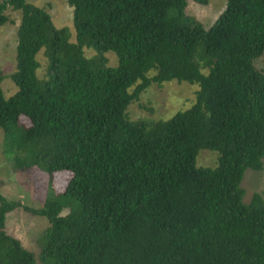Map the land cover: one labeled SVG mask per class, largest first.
Here are the masks:
<instances>
[{
	"label": "trees",
	"instance_id": "16d2710c",
	"mask_svg": "<svg viewBox=\"0 0 264 264\" xmlns=\"http://www.w3.org/2000/svg\"><path fill=\"white\" fill-rule=\"evenodd\" d=\"M188 1L209 2L67 0L71 41L45 7L0 0V27L8 8L19 12L17 90L0 86L2 152L13 171L34 170L42 199L0 195V264H264V198L245 203L240 186L246 169L263 168L264 0H227L209 28ZM170 80L198 84L189 108L151 124L127 117L147 87ZM200 149L218 153L215 167L196 166ZM63 170L65 189L42 195ZM18 207L49 223L38 262L6 230Z\"/></svg>",
	"mask_w": 264,
	"mask_h": 264
},
{
	"label": "rangeland",
	"instance_id": "374dc122",
	"mask_svg": "<svg viewBox=\"0 0 264 264\" xmlns=\"http://www.w3.org/2000/svg\"><path fill=\"white\" fill-rule=\"evenodd\" d=\"M37 6H43L51 15L53 24L56 27L67 26L70 28V40H75V33L72 25L73 8L67 0H27ZM227 0H209L205 5L188 1L186 14L195 17L205 28H209L224 10ZM6 14L9 22L0 27V70L4 74L0 86L5 97H9L16 90L17 86L11 80L10 74L15 69V51L17 42V27L19 25V12L8 8ZM42 48L35 56L39 63L36 75L40 79L46 78L47 60L43 55ZM86 57H92L95 52L93 49L84 48ZM107 64L115 66L117 57L113 51L105 53ZM264 56L256 60L260 66ZM206 73V69L201 70ZM153 71L149 72L151 76ZM199 86L196 83L185 81L178 82L170 80L161 85L152 83L140 95L133 100L127 107V117L132 121L140 120L151 124L157 120H167L178 111L189 108L195 99V92ZM3 131L0 129V195L9 201H17L22 205L40 207L41 184L37 181L36 173L32 168L25 171H13L12 161L4 157ZM218 153L209 149H200L196 156V166L215 167ZM71 172L67 170L53 173L51 181L48 183L47 190L42 193L58 194L61 193L68 182ZM240 186L244 190L243 201L249 202L254 192L261 193L264 198V158L261 170L246 169ZM67 209L62 211V215L67 213ZM49 225L44 216L30 215L21 207H18L6 215V230L8 234L18 238L21 243L31 250L37 261L39 255L38 237ZM38 262V261H37Z\"/></svg>",
	"mask_w": 264,
	"mask_h": 264
}]
</instances>
